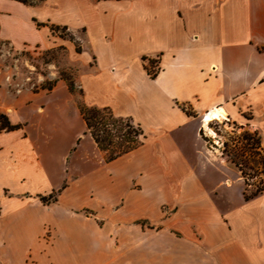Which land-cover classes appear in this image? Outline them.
I'll use <instances>...</instances> for the list:
<instances>
[{"label":"crops","instance_id":"crops-1","mask_svg":"<svg viewBox=\"0 0 264 264\" xmlns=\"http://www.w3.org/2000/svg\"><path fill=\"white\" fill-rule=\"evenodd\" d=\"M56 27L85 37L79 52L63 43L87 69L76 79L83 102L130 120L144 139L106 162L63 81L12 93L0 66V114L19 126L0 129V198L28 195L0 208V245L56 227L54 209L77 191L88 209L124 197L121 211L139 219L172 207L164 222L196 264H264V175L245 201L243 179L203 137L204 115L222 109L264 146V0H0V52L45 48L60 39ZM51 147L63 150L57 161ZM63 185L57 204L37 201Z\"/></svg>","mask_w":264,"mask_h":264},{"label":"rangeland","instance_id":"rangeland-1","mask_svg":"<svg viewBox=\"0 0 264 264\" xmlns=\"http://www.w3.org/2000/svg\"><path fill=\"white\" fill-rule=\"evenodd\" d=\"M28 1L36 3L39 0ZM54 35L61 40L51 38V44L45 48L21 52L2 49L0 66L6 70V82L12 93L52 88L56 81L64 78H70L78 88L76 79L87 69L69 57L65 44L71 42L70 46L82 48L85 37L80 31L69 32L61 28L55 30ZM151 71L157 72L154 65ZM74 98L77 101V95ZM208 127L214 137H210L205 129L203 137L211 151L218 155L220 164L234 179H243L247 194L254 192L260 187L264 164L263 146L250 148L253 140H260L257 133L254 135L255 132L223 120L213 121ZM49 152L50 161H57L63 150L51 147ZM237 164L242 166L246 181ZM131 189L138 190V185L133 184ZM67 196L68 201L58 203L54 209L53 218L59 222L56 227L52 229L45 225L43 231L35 230L31 239L18 238L23 240L18 244L7 237V244L0 245L4 264H196L190 259L194 257L195 249L183 243L181 235L164 222L173 213L172 207L161 204L152 219H139L133 217V213L121 211L125 205L124 197H111L106 205L88 209L77 191H71ZM22 197L28 195L0 198V208L6 211L21 204ZM92 199L96 198L92 196ZM138 220H144L146 224H137ZM51 256L55 260L46 261Z\"/></svg>","mask_w":264,"mask_h":264},{"label":"trees","instance_id":"trees-1","mask_svg":"<svg viewBox=\"0 0 264 264\" xmlns=\"http://www.w3.org/2000/svg\"><path fill=\"white\" fill-rule=\"evenodd\" d=\"M25 4H30L28 0H21ZM42 0H39L40 2ZM59 29L51 28L54 31ZM64 29V28H61ZM80 48L76 47V52H79ZM154 62L150 61V65L146 68L148 75L153 78L156 73L151 71V67ZM68 91L73 96L77 95V109L85 123L86 133L90 135L93 142L96 144L97 148L104 153L105 161L111 162L135 149H137L143 142V132L139 126L134 125L130 120L124 118L115 117L108 108H96L87 106L82 99V91L76 87L74 82L70 78H64ZM44 90H50L51 88L42 87ZM19 126L10 125L9 121L4 115L0 114V129L6 131H13L18 129ZM256 135V133H254ZM251 139L250 137H248ZM205 140V139H204ZM206 141V140H205ZM262 147L260 140L257 138L252 141L250 148ZM264 148V146H263ZM264 161V157H263ZM238 170L241 171L242 177H244V172L242 171V166H238ZM264 175V164L262 170V176ZM246 181V179H245ZM65 189L63 185L59 190L53 191L47 196H37V199L43 206H50L56 204L58 197L61 192ZM263 191L262 180L260 182V187H258L254 192L247 194L244 191V199L248 201ZM87 211V210H85ZM137 224H146L144 220H138Z\"/></svg>","mask_w":264,"mask_h":264},{"label":"bare ground","instance_id":"bare-ground-1","mask_svg":"<svg viewBox=\"0 0 264 264\" xmlns=\"http://www.w3.org/2000/svg\"><path fill=\"white\" fill-rule=\"evenodd\" d=\"M226 118V114L222 109H213L209 113L204 115L203 125L204 129L208 133L210 137H214V133L209 129V123L216 120H224Z\"/></svg>","mask_w":264,"mask_h":264},{"label":"built area","instance_id":"built-area-1","mask_svg":"<svg viewBox=\"0 0 264 264\" xmlns=\"http://www.w3.org/2000/svg\"><path fill=\"white\" fill-rule=\"evenodd\" d=\"M154 65V64H153ZM155 66V65H154ZM156 67V66H155ZM157 69V68H156ZM6 80H7V78H6Z\"/></svg>","mask_w":264,"mask_h":264}]
</instances>
